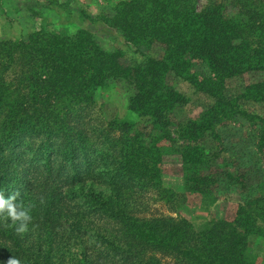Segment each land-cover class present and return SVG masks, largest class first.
Segmentation results:
<instances>
[{"label": "trees", "instance_id": "16d2710c", "mask_svg": "<svg viewBox=\"0 0 264 264\" xmlns=\"http://www.w3.org/2000/svg\"><path fill=\"white\" fill-rule=\"evenodd\" d=\"M99 21L139 58L103 49L88 31L0 41V194L18 193L31 216L18 232L21 222L0 213V264H257L264 0H217L201 12L193 0H118ZM116 85L150 129L83 128L74 107ZM166 164L186 193L237 194L233 220L195 227L143 215L133 187L163 191L170 204L183 197L163 188Z\"/></svg>", "mask_w": 264, "mask_h": 264}, {"label": "rangeland", "instance_id": "374dc122", "mask_svg": "<svg viewBox=\"0 0 264 264\" xmlns=\"http://www.w3.org/2000/svg\"><path fill=\"white\" fill-rule=\"evenodd\" d=\"M217 0H193L197 12L209 6ZM219 1V0H218ZM118 0H0V41L25 40L31 34L42 29L60 36H71L77 32L88 31L94 35L95 40L105 50H120L129 59H138L128 43L114 30L99 21L103 12L114 7ZM151 54L159 56V52L153 50ZM258 78V73L251 75ZM249 80L251 77L244 76ZM177 89L185 96H190L191 86L185 81H176ZM83 117L80 123L83 128H97L106 130L111 124L124 127L128 132L140 129H150L149 123L137 114L127 109L124 91L120 85L109 86L98 90L87 100L77 104ZM190 118H195L200 108L190 104L185 109ZM187 110V111H186ZM118 134V133H117ZM174 164H166L167 172H164L163 188L168 187L177 194H183L173 203H167V194L150 190L139 193L138 188H131L137 199L136 207L143 210L145 216L183 218L195 227L218 222L220 219L232 221L234 214L242 205L241 198L237 194L217 192L212 195H200L186 193L181 187ZM6 198V197H5ZM233 215V217H232ZM256 226L264 230V222L258 220ZM251 253L257 256L256 263L264 264V242L260 239H252ZM163 264H174L170 258H163Z\"/></svg>", "mask_w": 264, "mask_h": 264}, {"label": "clouds", "instance_id": "9594fccd", "mask_svg": "<svg viewBox=\"0 0 264 264\" xmlns=\"http://www.w3.org/2000/svg\"><path fill=\"white\" fill-rule=\"evenodd\" d=\"M17 195L18 193L5 198L0 194V213H5L12 221H20L21 224L17 231L24 232L27 230L26 222L31 220V216L28 210H21L17 205L15 202ZM8 264H19V262L14 258H10Z\"/></svg>", "mask_w": 264, "mask_h": 264}]
</instances>
